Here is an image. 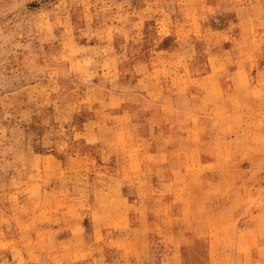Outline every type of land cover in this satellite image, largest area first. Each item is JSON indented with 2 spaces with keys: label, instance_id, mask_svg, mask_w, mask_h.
<instances>
[{
  "label": "rangeland",
  "instance_id": "obj_1",
  "mask_svg": "<svg viewBox=\"0 0 264 264\" xmlns=\"http://www.w3.org/2000/svg\"><path fill=\"white\" fill-rule=\"evenodd\" d=\"M0 264H264V0H0Z\"/></svg>",
  "mask_w": 264,
  "mask_h": 264
}]
</instances>
